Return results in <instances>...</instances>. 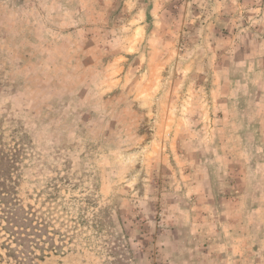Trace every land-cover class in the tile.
<instances>
[{"label": "rangeland", "instance_id": "rangeland-1", "mask_svg": "<svg viewBox=\"0 0 264 264\" xmlns=\"http://www.w3.org/2000/svg\"><path fill=\"white\" fill-rule=\"evenodd\" d=\"M0 147V264H264V0H0Z\"/></svg>", "mask_w": 264, "mask_h": 264}, {"label": "trees", "instance_id": "trees-1", "mask_svg": "<svg viewBox=\"0 0 264 264\" xmlns=\"http://www.w3.org/2000/svg\"><path fill=\"white\" fill-rule=\"evenodd\" d=\"M10 163L9 155L0 149V219L7 223L6 226H2L3 228L11 229L13 226L15 229L23 227L22 214H27V212L17 198V191L13 186L14 182H12V174L9 171L12 166ZM23 219L28 220V217L24 216Z\"/></svg>", "mask_w": 264, "mask_h": 264}]
</instances>
